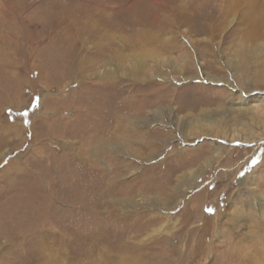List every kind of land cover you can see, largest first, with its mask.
Returning a JSON list of instances; mask_svg holds the SVG:
<instances>
[{
  "label": "rangeland",
  "instance_id": "374dc122",
  "mask_svg": "<svg viewBox=\"0 0 264 264\" xmlns=\"http://www.w3.org/2000/svg\"><path fill=\"white\" fill-rule=\"evenodd\" d=\"M148 1L154 8L170 6V0ZM221 4L178 0L180 14L166 31L139 29L138 15L105 0H0V264H27L35 237L47 230L60 233L63 222L70 227L63 230L70 244L73 236L88 233L80 224L111 239L106 243L109 264L123 258L126 264H264V209L259 215L254 199H264V128H250L251 116L240 125L242 118L233 112L223 115L240 105L237 83L243 96L252 99L248 106H257V117L264 113V52L253 62L247 58L252 68L257 66L245 74L234 75L229 62H239L236 57L248 56L253 48L264 50V0H228L222 5L229 13L223 16L205 9ZM252 14L263 17V25L250 31L255 38L261 29L263 38L257 42L243 33L244 17L252 19ZM110 19L118 25L111 28ZM144 36L174 41L176 49L163 53L160 43L145 45ZM152 47L163 59L172 58L158 67L167 79H83L118 68V52L137 60L147 57L152 64ZM72 48L88 62L98 51L109 52L102 63L77 68L68 79L63 75ZM207 76L221 81L210 82ZM103 86H112L110 93ZM118 90L130 92L128 106L142 102L139 116L149 109L161 111L157 124L141 127L153 136L137 158L114 154L117 140L108 136L98 143L92 139ZM93 93L95 98H89ZM203 110L212 115L206 120L212 125L207 126ZM225 128L235 143L224 136ZM244 138L252 143L238 141ZM110 141L112 146L105 148ZM209 157L211 166L180 195V177ZM74 244L69 252L82 249L79 241Z\"/></svg>",
  "mask_w": 264,
  "mask_h": 264
},
{
  "label": "bare ground",
  "instance_id": "6f19581e",
  "mask_svg": "<svg viewBox=\"0 0 264 264\" xmlns=\"http://www.w3.org/2000/svg\"><path fill=\"white\" fill-rule=\"evenodd\" d=\"M105 1H106V3L108 5L116 4V5H119V8L129 9V10H131V12H133V14L135 16L138 15V20H136L137 21L136 26H139L138 27L139 29H143L145 27H149V28H152L154 30L155 29H160V27L164 28V29H165V27L166 28H171L174 25L175 16L177 14H180V10H181V9L178 10L177 7L175 6L178 0H170V6L165 4V6H160V7L157 6V8H154L153 4L150 3L148 0H135L131 4H130L129 0H105ZM217 1H220L222 4L225 3V2H228V0H217ZM222 4L221 5H217V6L211 5V6H213V8H211L210 5H205V9H207L209 11L215 10V11H213L214 13L219 11L221 16H223V14L226 15L229 12H228L227 5L223 6ZM171 6L173 7V9H172ZM193 7H194V5H192V8ZM163 8H166V10L169 9L168 12H166L165 14H161L160 11ZM210 15H211V13H210ZM262 19H263V17H261V16L253 17V14H252V19H250L249 16L244 17L246 28L244 29L243 33L246 35L247 39L257 42L258 40L260 41L263 38L261 29L259 31H256L257 37L254 38V37L250 36V31H253V29H254V27L256 25H259V26L263 25V20ZM183 20H185V21H183L185 23L189 19H183ZM133 23L135 24V21ZM107 24L111 28L118 25V24L114 23V21L111 20V19L107 20ZM25 25H26V23H25ZM93 25L94 24H92V26ZM126 25H128V24H126ZM130 25H132V24H130ZM131 27H133V26H131ZM99 28H101V27H99ZM94 32L96 33V30H94ZM94 32L90 31V33H92L93 35H94ZM151 33H153V32H151ZM107 35H108V33H107ZM40 38H41V36H40ZM144 38H147L148 39L147 41L149 43V44H145V45H152L154 42L160 43V49H161V51L163 53H171V52H173L176 49V44L174 43V41L173 42L160 41V39H157L155 36H152V37L144 36ZM33 40H34V38H33ZM39 40H41V39H39ZM139 40H141V39L139 38ZM123 41H124V39H123ZM145 42H146V39H143L141 43L144 44ZM256 42H254V43H256ZM73 45L74 46L76 45L77 48L79 46L80 49H81V46H82L83 50H84V45L81 44L80 42H76ZM127 46H129V44L124 45V48H126V50L127 49L130 50L131 47H127ZM75 48L74 49L72 48L70 50L71 51V58L69 59L67 67H66V72H65L66 75H63L65 77H67L68 79H70L71 77H74V75H76V73H75L76 71L75 70H77V68L78 69H80V68L85 69L88 63H92L94 65H96L98 63H102L104 61L103 57H105L106 54H108L107 52H109L108 49H106L104 51L103 50L102 51H98L95 54V56L94 55L92 56L93 57L92 60L90 62H88L87 58L80 59L82 57V54L81 53H77V51H76L77 49H75ZM133 50H134V48H133ZM151 52H152V53H150L151 56H148V57H150V60H152V64H148L147 63V59H148L147 57L143 58L141 60H137V59L131 58L130 56L128 57L127 55L124 54V52H118L119 53V57L121 58V62H122V63H120L118 65V68L115 67L113 69V67H111V68H108L107 70H100L98 73H95V74H94V72H92L91 74L85 75L83 79H85V77H86V80H88V77L89 78L92 77V78H94V80H97V81H106V80H122L124 78H127L128 80L132 81L133 83L144 82L145 80H150L151 81L153 79H158V81L159 80H164L165 78L167 79V77H165V76H163L161 74V69L162 68H158V67L159 66L163 67L164 61H167V60L172 59V58L168 57L166 59H163V57L160 56L156 52L155 48H153V50L151 49ZM261 52H264L263 48H253L248 53L250 56L249 55L247 56L246 54L245 55H241V56H237L236 58L240 59L239 62H234L233 59L229 60V62H230V70L233 72L234 75H237V76L247 73L246 71L253 70L254 68H256L255 66H257V65H255L254 68H252V66H251L252 63L249 62V60H252V62H253L254 58L256 56H258L257 54L261 53ZM146 53H147V51H146ZM263 57H264V55H263ZM127 60L130 63V66H129L130 69H129L128 66L125 65L126 64L125 61H127ZM229 62H228V64H229ZM228 64H226V65L229 68ZM156 66H157L158 69L155 70L154 67H156ZM96 70L98 71L97 68H96ZM120 71L125 72V73L120 74L119 73ZM80 72H77V73L80 74ZM207 77H208V80H210V82H213V83H216V84H218L221 81V79H217L215 77H211V76H207ZM255 82H256V80H255ZM237 84H236V87H237L238 91L240 92V105L235 107V108H232L231 111L227 110V111L223 112L224 117L227 114H229L230 112H233L234 115L242 118L241 121H240V125H243L244 124L243 121H245L248 118L247 116H251L250 119H248L250 121L249 127L250 126H254V127L261 126V129H263L264 128V113H263V115H261V117L260 116L257 117V115H256L257 106H255V105L248 106L247 102L250 101V100L252 101V99H250V98L248 99L246 96H243L241 87H239L240 84L239 83H237ZM111 87L112 86H110V87L103 86V87H101V90H104V92L106 91V93H107L108 92L107 89L111 88ZM112 90H114V89L112 88ZM113 92H115V93L112 94L113 95L112 96V100H115V102L114 103H110L112 105L109 107L107 112H105V114L107 116L105 115L106 118L103 121V125H101L99 127L100 128L99 133L98 134L96 133L95 137L92 138V139H94V141L96 143H98V142L101 141V138L103 136H108V137L112 138L113 140H117V143L116 144L114 143V145H113V147L111 149L114 152V154H116V155H124V156L132 157V158H137V156H139L138 154L140 153V149H141L142 146H143L144 149L149 148L151 146L147 139H149L151 137V135L153 136L151 131H149L150 133L147 132V134L146 133L145 134L142 133L141 127H145L146 126V127L149 128L153 124H155V123L157 124L159 122V120L161 119V118H159L161 111L160 110H150L149 109V110H146L147 112H145V116L144 117L143 116H139L138 114H140L141 111H142V109H141L142 106H143L142 102L141 103H137V104L132 105V106H128L127 103H128V101L131 100V98H129L127 96L130 93V92H128V90H126V91L125 90L124 91L118 90L117 92L116 91H113ZM108 93H110V90H109ZM89 98L94 99L95 98L94 97V93L91 94V96ZM117 99L120 100V102H118ZM108 102H110V101H108ZM149 103H152V102L149 100L145 104L147 105ZM96 105L98 106V104H96ZM103 109H105V108H103ZM93 111L97 114V113L100 112V109H96V111L94 109ZM211 116L212 115L209 114L208 111H206V110L202 111V117H203L205 122L210 121L209 117H211ZM195 119L196 118H194V117L189 118V120H191V121H193ZM191 121H188L183 126V128L186 129V130H189V126L191 124L190 123ZM207 123H208L207 126L212 125V122H207ZM130 127H135L134 128L135 129L134 132L130 131ZM246 127L247 126H245L244 128H246ZM226 128L223 129V130H225V135L224 136L228 137V139H229L228 141L229 142L235 143L234 140H233L234 137H232V139L230 138V134H228ZM250 128L247 127V130L250 129ZM250 132H251V129H250ZM130 133L134 134V138L133 139L130 138V136H129ZM213 135H214V133H213ZM192 136L193 137H197L196 134H194ZM198 136H201V135H198ZM215 136H219V133H215ZM104 141H106V140L104 139ZM238 141H240L241 143H244V144L252 143L247 138H244V139H241V140L238 139ZM138 144H140L139 147L136 146L135 149H131V146H135V145H138ZM164 144H165V146L167 148V143H164ZM111 146H112V142L110 141V143L107 144V146L105 148H110ZM218 153L219 152L216 149V151H214V154H218ZM84 155L86 157V153ZM84 155H82V154L81 155L80 154L77 155L79 160L82 161L83 163H85V161L87 160L84 157ZM94 156H95V154H94ZM156 157L153 156V158L152 157L151 158L155 159ZM213 157L206 158L204 160V162H202V164L198 167V169L190 170L189 173H185V175L180 177V179H179V180H181L180 186L183 185L182 189H180V195H181V192L184 191L183 188L190 190L196 185V183L198 182L199 178L203 175L204 171L211 166ZM116 160H117V158H116ZM48 179H50V178L47 177V180ZM64 186H65V184H64ZM57 189H59V188H57ZM257 189H258V187H257ZM257 189H254V191H256ZM60 192H61V190H60ZM254 199L256 200V203H257V205L255 207L257 208V212L260 215L261 213H263L264 199L256 197V195L254 196ZM181 202L182 201H180V203ZM122 204H123V202H122ZM54 205H56V204H54ZM54 208H55V206H54ZM45 216H46V214H45ZM46 217H48V216H46ZM52 222L53 221H51V223ZM61 227L63 228V230H65L66 228H70L69 225L65 224L64 222H63ZM79 228L84 229V230H89L88 233L87 232L86 233L82 232L81 234H77L75 237L73 236V238H75V241L77 240V242L79 241L81 243L80 247H82V249L80 248L78 250V248H77V250L69 252L68 248L71 247V246H74L75 245L74 244L75 241H73L71 244L69 243L71 240L69 241V237L68 238L66 237L67 232L64 234L63 230H61L60 233H53L50 230H47L44 233H42L41 235L35 237L36 247L33 248V250H32L33 253L31 255V257L28 259L27 264H109L110 259H111L110 251H109L110 249L108 248V245L106 246V243L107 242L109 243L110 242L109 240H111V239L108 240L106 238H102L103 236L100 237V234L98 232L94 231V229H92L93 228L92 225H90V224H87V225L86 224H80ZM51 238H52V241L50 240ZM98 252H99V255L102 257L101 259L98 258ZM262 254L264 256V249L262 250ZM123 259H121L119 264H126Z\"/></svg>",
  "mask_w": 264,
  "mask_h": 264
}]
</instances>
